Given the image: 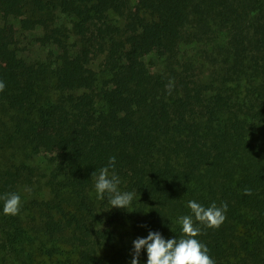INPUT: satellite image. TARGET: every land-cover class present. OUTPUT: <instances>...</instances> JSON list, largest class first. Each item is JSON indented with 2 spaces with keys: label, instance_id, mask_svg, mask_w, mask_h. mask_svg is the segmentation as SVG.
I'll use <instances>...</instances> for the list:
<instances>
[{
  "label": "trees",
  "instance_id": "1",
  "mask_svg": "<svg viewBox=\"0 0 264 264\" xmlns=\"http://www.w3.org/2000/svg\"><path fill=\"white\" fill-rule=\"evenodd\" d=\"M0 81V197L21 201L0 199V264H131L189 201L227 204L194 221L215 264H264V0H0ZM110 157L125 210L96 197Z\"/></svg>",
  "mask_w": 264,
  "mask_h": 264
},
{
  "label": "clouds",
  "instance_id": "2",
  "mask_svg": "<svg viewBox=\"0 0 264 264\" xmlns=\"http://www.w3.org/2000/svg\"><path fill=\"white\" fill-rule=\"evenodd\" d=\"M5 85L0 81V91ZM172 82L169 84L171 91ZM115 167V157H110L108 165L99 170L96 176L95 191L98 200H103L108 194L111 208L126 209L134 198L132 192H120L118 185L119 177L113 172L110 174L109 168ZM244 194L250 195L249 189L244 190ZM4 200L3 213L15 216L20 210V196L16 193H8L0 197ZM187 207L191 210V215L179 217L178 223L181 225V238L164 239L159 232H149L146 238H137L133 241L131 264H139L141 250L146 251V264H215L208 254L206 245L201 243L196 237L201 234V228L194 226V221L205 228L217 229L226 219L225 212L227 204L220 207L213 202L205 208L196 201H189Z\"/></svg>",
  "mask_w": 264,
  "mask_h": 264
},
{
  "label": "rangeland",
  "instance_id": "3",
  "mask_svg": "<svg viewBox=\"0 0 264 264\" xmlns=\"http://www.w3.org/2000/svg\"><path fill=\"white\" fill-rule=\"evenodd\" d=\"M16 29L19 30L17 23L14 21ZM37 37H39L38 32H20L18 38V51L20 55L26 61H32L37 59L45 58L46 50L44 51L37 43ZM39 188V187H37Z\"/></svg>",
  "mask_w": 264,
  "mask_h": 264
}]
</instances>
